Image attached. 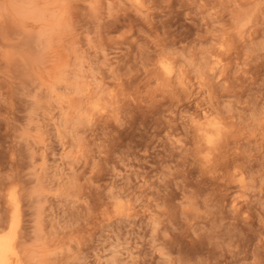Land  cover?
<instances>
[{
    "label": "rangeland",
    "instance_id": "obj_1",
    "mask_svg": "<svg viewBox=\"0 0 264 264\" xmlns=\"http://www.w3.org/2000/svg\"><path fill=\"white\" fill-rule=\"evenodd\" d=\"M13 200L22 264H264V0H0Z\"/></svg>",
    "mask_w": 264,
    "mask_h": 264
},
{
    "label": "bare ground",
    "instance_id": "obj_2",
    "mask_svg": "<svg viewBox=\"0 0 264 264\" xmlns=\"http://www.w3.org/2000/svg\"><path fill=\"white\" fill-rule=\"evenodd\" d=\"M162 67L163 71L167 75L172 73L167 62H162ZM220 124L221 123L219 121L209 118L207 121L198 125V142L200 143L201 147L210 148L217 144V141L222 135V128ZM13 203L14 210L12 213L13 219L11 224L8 229L0 230V264H22L21 254L17 247L16 241L19 220V203L16 200H13Z\"/></svg>",
    "mask_w": 264,
    "mask_h": 264
}]
</instances>
